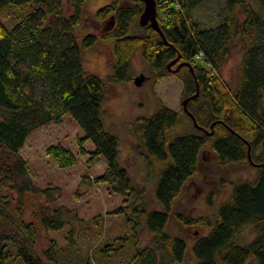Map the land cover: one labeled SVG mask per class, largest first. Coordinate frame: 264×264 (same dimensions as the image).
Masks as SVG:
<instances>
[{
	"label": "trees",
	"instance_id": "trees-1",
	"mask_svg": "<svg viewBox=\"0 0 264 264\" xmlns=\"http://www.w3.org/2000/svg\"><path fill=\"white\" fill-rule=\"evenodd\" d=\"M203 1L155 0L160 34L150 23H139L142 0H108L92 17L102 24L100 34L87 32L78 42L75 29L85 19V0H0V264H63L55 239L38 249L36 225L24 217L25 193L41 192L49 200L51 192L32 182L19 150L32 131L67 114L82 131L77 149L87 155L88 165L98 155L106 161L103 172L92 180L83 175L82 180L106 182L110 191L122 195L121 204L110 212L121 213L131 224L135 250L120 264H181L186 241L168 231L170 217L198 232L192 242L194 264H264V18L249 0H224L222 15L206 26L194 15ZM256 2L264 8V0ZM11 4L29 8L16 18L12 11L8 24L2 12ZM99 36L113 37V58L105 78L82 65L81 49ZM138 44L153 78L175 76L181 81V98H188L186 109L182 99L180 110L159 102L153 112L131 122L148 173L153 168L150 158H170L154 184L160 208L150 206L145 186L120 162L119 136L104 122L107 84L134 79L131 56ZM235 45L241 54L231 84L219 66ZM180 111L187 114L191 128L169 139ZM87 140L92 149L85 147ZM206 146L219 164L248 163L256 167L255 175L233 181L213 214L175 209L186 181L199 171ZM45 153L58 167L76 161L72 150L59 143L47 145ZM11 192L17 194L14 201ZM214 195L215 188L210 187L209 205ZM69 212L62 205L51 212L41 205L40 224L58 229L68 222ZM140 226L150 233L149 244H138ZM246 226L255 234L242 243L240 234ZM72 231L70 227L66 235L70 241ZM125 238L120 234L99 243L92 255L124 251ZM91 261L87 255L80 264Z\"/></svg>",
	"mask_w": 264,
	"mask_h": 264
},
{
	"label": "rangeland",
	"instance_id": "rangeland-1",
	"mask_svg": "<svg viewBox=\"0 0 264 264\" xmlns=\"http://www.w3.org/2000/svg\"><path fill=\"white\" fill-rule=\"evenodd\" d=\"M259 10L264 18V8L256 0H249ZM108 0H85L83 16L85 19L77 26L75 32L77 40L90 31L100 34L102 24H97L92 18L95 11ZM224 0H204L194 9V15L201 19L204 25H213L224 11ZM5 8L2 18L8 24L13 11L14 18L28 10L27 5L11 4ZM113 37L99 36L93 45L81 49L82 65L86 71L95 72L105 78L110 71L113 53ZM241 50L235 45L229 57L219 66L221 76L231 84L236 77V67ZM131 74L133 77L143 75V80L137 84L134 79L127 82L109 83L104 94L105 117L107 128L119 136V160L127 168L133 179L145 186L151 207L160 208V202L154 197L153 189L158 171L170 159L160 160L150 158L152 171L148 173L143 147L134 134L131 122L138 115L153 112L159 102L175 110L181 108V81L175 76H165L155 80L149 64L143 59L141 46L138 44L131 56ZM191 123L183 111L179 113V122L168 131L169 139L173 136L189 131ZM82 131L75 120L69 115L63 116L59 122H50L32 131L20 148V155L29 164V176L39 188L48 187L51 199L41 192L25 193L23 197L24 217L34 221L37 228L38 249L47 245L49 238H54L59 257L63 264H80V261L90 255V264H120L126 255L135 250L132 226L121 213L110 212L121 204L122 195L108 189V184H89L83 175L90 179L104 171L105 158L98 155L91 165H88L86 154H80L77 149L76 138ZM59 143L68 147L76 155V161L67 167H58L54 159L45 153L49 144ZM87 149H92L90 140L85 142ZM256 167L248 163L221 165L217 162L214 152L208 146L202 149L199 161V171L188 178L181 194L174 203L175 209H185L192 214H213L221 200L226 198L231 190L232 182L237 179H251ZM220 181V182H219ZM219 182V183H218ZM210 187L215 188L213 204L206 202V195ZM16 200L17 194L10 193ZM41 205L51 212L56 206L62 205L70 210L67 223L58 229L45 228L40 224ZM72 227L71 241L67 238V231ZM168 231L182 236L186 241L184 259L181 264H194L192 254L195 227L184 226L173 217L169 218ZM125 234L124 251L110 256L97 257L92 255V249L99 243L112 240L116 235ZM255 234L252 226H246L240 234L242 243L248 241ZM139 245L149 244L150 233L140 226L138 229ZM243 240V241H242Z\"/></svg>",
	"mask_w": 264,
	"mask_h": 264
},
{
	"label": "water",
	"instance_id": "water-1",
	"mask_svg": "<svg viewBox=\"0 0 264 264\" xmlns=\"http://www.w3.org/2000/svg\"><path fill=\"white\" fill-rule=\"evenodd\" d=\"M144 3L143 9L139 15V23L141 25H145L150 23L160 34L161 30L158 26V21L156 17V6H155V0H142ZM143 75L134 77V81L139 84L143 80ZM188 98L182 99V105L183 108L186 109V101ZM193 124L197 126V123L193 119Z\"/></svg>",
	"mask_w": 264,
	"mask_h": 264
}]
</instances>
